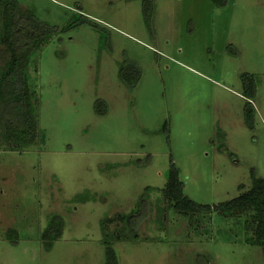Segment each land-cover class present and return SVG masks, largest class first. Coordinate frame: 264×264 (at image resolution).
<instances>
[{
    "label": "rangeland",
    "instance_id": "obj_1",
    "mask_svg": "<svg viewBox=\"0 0 264 264\" xmlns=\"http://www.w3.org/2000/svg\"><path fill=\"white\" fill-rule=\"evenodd\" d=\"M19 2L59 29L29 66L41 136L14 148L0 121V264H105L106 240L119 264H264L245 215L186 216L163 193L172 164L203 204L264 178V0H155L152 30L142 0Z\"/></svg>",
    "mask_w": 264,
    "mask_h": 264
},
{
    "label": "trees",
    "instance_id": "obj_2",
    "mask_svg": "<svg viewBox=\"0 0 264 264\" xmlns=\"http://www.w3.org/2000/svg\"><path fill=\"white\" fill-rule=\"evenodd\" d=\"M211 1L215 4H224L227 0ZM0 4L3 8L0 43L5 46L6 53L4 69L0 72V121L5 128L6 140L14 148L22 149L35 143L41 136L35 116L34 101L37 92L30 84L29 66L42 45L59 28L42 21L34 10L23 7L19 0H0ZM142 4L144 18L148 28L152 30L155 0H142ZM119 75L129 86L134 87L139 81L140 70L135 63H129L121 66ZM254 79L255 77L251 74L242 75L248 96L255 94ZM251 105V102H248L245 109L248 123H251L254 109ZM252 177V187L239 196L218 204H203L185 194L179 169L172 164L163 193L169 206L186 216L216 213L221 219L226 220L230 217L245 215L247 217L245 229L247 227V230H252V234L247 236L246 241L260 245L264 253V178L257 176L254 169ZM121 217L126 218L128 225L135 230V215ZM234 223L237 226L240 224L236 221ZM63 227V220L59 216H54L43 234L48 249H51L54 241L61 237ZM14 231L9 232L10 238ZM105 243V264H119L115 248L109 240ZM197 264H211V257L199 254Z\"/></svg>",
    "mask_w": 264,
    "mask_h": 264
}]
</instances>
